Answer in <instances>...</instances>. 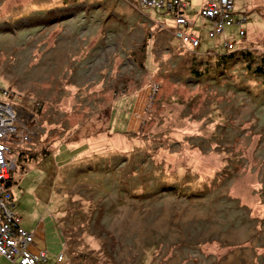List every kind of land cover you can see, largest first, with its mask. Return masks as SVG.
Listing matches in <instances>:
<instances>
[{
	"label": "rangeland",
	"instance_id": "374dc122",
	"mask_svg": "<svg viewBox=\"0 0 264 264\" xmlns=\"http://www.w3.org/2000/svg\"><path fill=\"white\" fill-rule=\"evenodd\" d=\"M205 2L0 0L14 212L50 262L264 264V0L197 27Z\"/></svg>",
	"mask_w": 264,
	"mask_h": 264
},
{
	"label": "built area",
	"instance_id": "2783aa9c",
	"mask_svg": "<svg viewBox=\"0 0 264 264\" xmlns=\"http://www.w3.org/2000/svg\"><path fill=\"white\" fill-rule=\"evenodd\" d=\"M231 2L232 0H207L203 4L204 7H202V14L200 16L228 20L231 18L234 9ZM178 16L181 15L179 14ZM177 17L175 18L177 22H182V18ZM186 38L188 39L187 36ZM19 117V112L15 111L12 106L10 107L7 102L0 101V127H4L5 129L6 126H9V131H14L15 128L26 127L21 118L18 120ZM15 133L7 134L0 131V254L8 259L14 260L16 264H66V262H63V255L60 253L54 256L53 262H50L43 246L38 244L32 245V242H34V233L32 234L21 227L19 224L20 218L12 210L10 204L11 191L4 186V181L1 178H7L8 169L6 170V168H10L12 165L14 166V157L10 155L7 160L5 153L7 148L12 153L10 146L15 141L12 138L15 136ZM19 137L23 138L24 136L19 135Z\"/></svg>",
	"mask_w": 264,
	"mask_h": 264
},
{
	"label": "trees",
	"instance_id": "16d2710c",
	"mask_svg": "<svg viewBox=\"0 0 264 264\" xmlns=\"http://www.w3.org/2000/svg\"><path fill=\"white\" fill-rule=\"evenodd\" d=\"M181 1V0H180ZM137 2H139L138 0H137ZM179 11H181V10H179ZM182 12V11H181ZM166 13V12H165ZM170 14H171V16H173V15H175L174 13H172V12H170ZM176 28H178V29H182V27L181 26H179V25H176L175 26ZM173 28V27H172ZM183 31H185V28L183 29ZM191 50H194V49H191ZM240 52H233L232 54H226V55H221V56H218V58H223V59H225V60H229L231 57H234L236 54H239ZM201 52L200 53H198V55L199 56H201ZM262 65H263V63H262ZM260 66H261V64H259V66H257V68L256 69H260ZM258 72H260L261 73V78H262V83H264V70H258ZM36 107V106H35ZM34 107V108H35ZM37 109V108H36ZM133 140V139H132ZM135 141V140H134ZM135 144L134 145H132L133 143H131V145H132V149H135V148H137V147H139V145H141L142 144V142H140V141H138V142H134ZM105 147H107V146H105ZM104 147V148H105ZM107 149V148H106ZM41 151H43V155H40V158L39 159H42L43 158V156H46L48 153H49V151H47V152H45V148L44 149H42ZM45 152V153H44ZM160 152V151H159ZM159 152H158V155H160L159 154ZM47 153V154H46ZM166 153V152H165ZM11 155L14 157V168L13 169H11L9 172H8V176H7V178L6 177H3V178H1V180L2 181H4V186L6 187V188H8L10 191H11V189L14 187V186H16L17 184H18V182H16L17 180H15L14 179V175H15V173H19V171H22L23 169H24V167H25V164L26 163H28V162H31L32 161V159L30 160V158H28V156H25L24 154H23V152H12L11 153ZM30 160V161H29ZM17 170H19V171H17ZM21 173V172H20ZM11 201H10V204H11V206H12V210H13V212H14V207H15V203H14V200H13V196H12V191H11V199H10ZM15 213V215H17L19 218H20V216L16 213V212H14ZM20 224V223H19ZM47 252V251H46ZM55 256V255H54ZM16 263V262H15ZM66 264H76L75 262L74 263H72V262H67Z\"/></svg>",
	"mask_w": 264,
	"mask_h": 264
},
{
	"label": "bare ground",
	"instance_id": "6f19581e",
	"mask_svg": "<svg viewBox=\"0 0 264 264\" xmlns=\"http://www.w3.org/2000/svg\"><path fill=\"white\" fill-rule=\"evenodd\" d=\"M139 1V0H138ZM201 21H202V24L201 25H197V27H201L202 25H203V20H205V18L204 17H202L201 19H200ZM181 45V44H180ZM182 46V45H181ZM5 91H7V90H5ZM3 92H4V89H3ZM10 97H8V98H6V99H2V101H4V102H7V103H9L10 105V107L12 106V105H17L18 106V104H17V102H11L10 101V99H9ZM13 103V104H12ZM13 107V109H15V111H17V112H19V115H20V111H19V109L16 107H14V106H12ZM20 118H21V115H20V117L18 118V120H20ZM8 122H10L9 120H8ZM0 131L1 132H4V133H12V134H14L16 131H18V134L19 135H23V136H25V135H27V134H30V131H29V129L28 128H26V127H21V128H19V129H17V128H15V130L14 131H9V126H6L5 127V129H4V127H0ZM25 131H27V133L25 132ZM32 134V133H31ZM193 162V161H192ZM196 162V161H195ZM195 162H193L194 163V165H196V163ZM198 167V166H197ZM199 168V167H198ZM208 171V169H201V171L204 173L205 171ZM209 172V171H208Z\"/></svg>",
	"mask_w": 264,
	"mask_h": 264
},
{
	"label": "crops",
	"instance_id": "0c3cea01",
	"mask_svg": "<svg viewBox=\"0 0 264 264\" xmlns=\"http://www.w3.org/2000/svg\"><path fill=\"white\" fill-rule=\"evenodd\" d=\"M203 1V0H202ZM204 25V24H203Z\"/></svg>",
	"mask_w": 264,
	"mask_h": 264
}]
</instances>
